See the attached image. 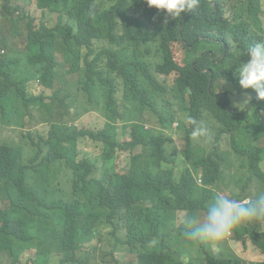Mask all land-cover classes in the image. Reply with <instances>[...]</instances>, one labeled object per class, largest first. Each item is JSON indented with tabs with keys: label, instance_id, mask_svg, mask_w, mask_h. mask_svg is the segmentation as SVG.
I'll return each mask as SVG.
<instances>
[{
	"label": "clouds",
	"instance_id": "clouds-1",
	"mask_svg": "<svg viewBox=\"0 0 264 264\" xmlns=\"http://www.w3.org/2000/svg\"><path fill=\"white\" fill-rule=\"evenodd\" d=\"M137 1L162 16L161 23L178 21L171 48L173 69L156 72L166 93L190 84L178 80L189 68V80L199 90L203 109L237 114L243 118L237 121L239 130L217 135L221 122L213 119L209 126L193 120V131H188L190 112L175 113L169 107L158 112L145 99L127 97L124 89L111 94L98 77L88 79L93 71L91 61L100 63L95 71L117 68L125 61L126 45L113 22L132 28L131 19L139 11L132 0H0V61L4 64L0 68V113L9 102L19 113L15 125L0 115V143L7 129L17 144L42 131L53 136L50 145L57 154L49 161L54 174L64 181L67 172V185L78 189L80 202L74 206L66 192L49 185L40 192L41 199L14 203L8 215L18 226L0 240V264H61L69 257L64 246L75 230L89 234L78 241L77 264H128V256L133 257L131 264H138L134 250L139 246L116 229L115 223L143 233L159 230L147 244L149 264H222L237 259L248 264L225 245L224 240L232 237L262 253V259L249 264H264V251L249 235L252 232L264 239V0ZM105 9L114 11L113 22L103 17ZM79 33L81 40L75 37ZM50 34L57 36L54 49L39 59L38 49ZM173 45L182 52L175 55ZM192 96L186 93L189 106ZM78 128L83 132L78 140H62ZM174 135H179L178 143ZM155 138L166 140L168 149L163 148V153L177 179L185 170L174 159L175 151L190 167L197 185L212 190L203 211L178 218V208H159L154 196H149L134 213L131 208L103 205L96 186L74 187L71 172L99 155L111 156L105 165L99 163L108 172L127 173L131 157L141 153V168L150 169L155 151L143 141ZM205 141L216 142L206 153ZM189 143L193 146L188 152ZM85 144L97 152L91 153ZM35 156L34 151L23 159ZM45 167L46 176L42 174ZM212 167H217L221 179L207 184L203 171ZM48 172L47 163L38 167L33 181L38 188L46 186ZM11 174V164L0 168V213L6 190L16 188L10 183ZM94 175L102 183L100 172ZM183 238L193 244L195 252H186Z\"/></svg>",
	"mask_w": 264,
	"mask_h": 264
},
{
	"label": "trees",
	"instance_id": "trees-1",
	"mask_svg": "<svg viewBox=\"0 0 264 264\" xmlns=\"http://www.w3.org/2000/svg\"><path fill=\"white\" fill-rule=\"evenodd\" d=\"M139 7L137 14L131 19V29L124 28L121 23L114 21V11L105 9L103 17L110 19L113 25L120 31L121 38L126 45V58L121 66L113 69H102L95 71L100 67L97 60L91 61L92 72L88 73V79L93 80L98 77L105 86L110 88L112 94L116 90L124 89L127 97H135L139 100H147L158 111L161 112L165 107H169L172 112L178 113L188 111L191 113V121L188 131H193V120L203 122L209 126V122L218 119L221 127L216 128L217 135L222 131L235 133L239 130L240 125L237 121L242 122V117H236L237 114H230L210 107L203 109V100L199 90L190 82L189 76L191 70L186 69L184 75L178 78L179 81L190 84H181L173 89V93H166L167 87L158 81L156 72H170L173 69L172 62V44L177 35L178 21L166 19L163 23V17L155 14L148 4H140L137 0H132ZM109 8V6H108ZM99 12V11H98ZM102 15V14H101ZM65 35L68 31L63 30ZM76 39L81 40V34H77ZM57 39L55 34L49 35V40L39 47L38 58L43 59L54 49V43ZM67 36L65 41H67ZM133 48V54L130 50ZM4 64L0 61V68ZM189 87L190 90H189ZM190 91L192 96L191 106L188 105L186 93ZM165 96L168 99L160 100ZM6 111L0 113L2 120L15 125L19 119V113L14 103H8ZM235 115V116H233ZM174 116L172 117V119ZM81 129H75L72 134L65 136L62 140L76 141L82 136ZM4 142L0 143V168L11 164L12 174L10 183H15L16 188L6 190L2 201L4 207L0 213V240L5 236L7 230L18 226L8 212L14 203H24L28 200L41 199L40 192L46 191L49 185L56 186L61 191L66 192L71 203L78 207L77 188H70L67 185V172L64 175V181L54 174V168L49 161L52 154H57L56 150L50 145L53 142V136L45 131L27 136L28 140L20 144L12 142L10 130H5ZM45 143L40 145L41 143ZM147 143L155 153L152 154V167L144 171L140 163L144 156L137 154L131 157L128 163L127 173L121 174L116 171L108 172V169H101L100 162L105 165L110 155H99L93 159H86V164L76 167L72 172L74 187L82 185L84 189L92 186L97 187L100 201L106 206H115L119 208H131L134 213L145 205L149 196H154L153 200L157 207L178 208L175 215L179 218L181 214L195 215L196 212L204 210L213 192L210 188L198 186L196 179L188 165L184 163L183 158L179 159L178 152L173 153L174 159L183 167L185 174L182 178L177 179L173 168L167 163L168 155L164 154V149H168L166 140L155 138ZM205 152L212 149L215 141H205ZM193 143H189V149ZM38 147V149H37ZM147 148V146H144ZM160 150V154L156 151ZM36 152L35 157L24 161L27 154ZM210 154H214L211 150ZM48 165L47 184L43 188L33 182L38 167L44 164ZM100 172L101 181L95 177L94 173ZM205 183L218 182L221 177L217 167L204 168L203 171ZM239 197L238 193H233ZM114 223V222H113ZM118 230L126 232L130 242L138 245L134 251L138 258V264H149L147 262V244L159 233L154 229L151 233H143L141 230L130 226L115 223ZM251 240L255 245L264 251V239L258 237L252 232L249 233ZM89 236L88 233L81 230L71 232L66 240L64 249L68 251L69 257L64 259L61 264H77L80 259L78 253V241L82 237ZM1 254V251H0ZM153 257L148 258L151 260ZM188 264H197L190 262ZM222 264H244L241 259L227 260Z\"/></svg>",
	"mask_w": 264,
	"mask_h": 264
},
{
	"label": "rangeland",
	"instance_id": "rangeland-1",
	"mask_svg": "<svg viewBox=\"0 0 264 264\" xmlns=\"http://www.w3.org/2000/svg\"><path fill=\"white\" fill-rule=\"evenodd\" d=\"M173 51L175 53V55L177 53H181L182 50H181V47L177 46V45H173ZM146 118H147V121L149 122V119H150V115L148 113H146ZM177 135H174V137H176ZM179 136V135H178ZM178 136L175 138L177 143H178ZM179 145L182 147V143H179ZM85 146L88 148V150L91 152V153H96L97 151L93 149V147H91L89 144H85ZM140 151V150H139ZM138 151V152H139ZM46 172H47V168H43L42 170V174L44 176H46ZM199 183H202V181H199ZM225 192V191H224ZM246 224V222H244L243 224H241V226H244ZM240 226V227H241ZM232 235H230L231 237ZM234 236V234H233ZM233 238V237H232ZM229 239V240H224V243L227 247L233 249V251L241 256L245 262H247L249 264V262H253L254 260H258V259H262V253L258 250H255L253 248H251L250 246H248L247 248H245V246L241 243V242H237V241H234L233 239ZM181 243H182V246L185 248L186 252L187 253H192V252H195V247L193 246V244H191L189 242L188 239L186 238H183L181 240ZM215 249H217V246H215ZM133 257L132 256H128L127 257V261H129L128 264H131L133 262ZM106 260H109V259H106ZM105 264H111V263H108V262H105Z\"/></svg>",
	"mask_w": 264,
	"mask_h": 264
}]
</instances>
